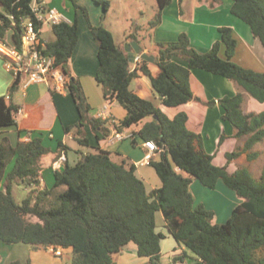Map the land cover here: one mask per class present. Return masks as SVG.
<instances>
[{
	"label": "trees",
	"instance_id": "obj_1",
	"mask_svg": "<svg viewBox=\"0 0 264 264\" xmlns=\"http://www.w3.org/2000/svg\"><path fill=\"white\" fill-rule=\"evenodd\" d=\"M33 1L0 0V36L5 37L12 31L11 40L18 48L22 47L23 21L42 25L32 11ZM65 1H71L76 10L82 8L77 0ZM231 1L232 14L250 26L264 47V0ZM95 2L103 5L105 13L111 6L108 0ZM171 3L172 0H157V12L150 22L152 31L162 24L164 10ZM82 9L99 48L96 82L102 87L107 103L117 102L126 110L115 128L123 132L142 125L133 133V145L138 139L152 140L160 148V158H152L149 165L162 186L149 192L137 176L134 163L129 159L115 162L112 154L100 147L111 135L112 127L92 117L93 109L82 85L70 71V61L79 41L78 23L52 25L54 39L48 42L46 53L69 77L67 92L80 117L65 132H74V139L81 146L91 147L85 132L86 126H90L97 141L93 147L96 151L81 153L75 165L66 162L56 169L54 186L42 189L44 158L54 154L58 160L69 147L60 142L58 150L52 152L41 136L34 137V131L19 130L20 136L28 134L30 139L19 140L16 146L5 137L0 144V241L8 245L26 244L35 249L71 250V264H117L116 256L133 244L138 255L148 259L147 264H161L162 242L167 236L158 230L156 215L162 212L166 228L178 245L196 256L194 264H264V166L259 179L246 170L229 171L230 164L238 158L247 155L250 158L247 161L251 162L259 155L253 148L264 141V111L246 114L243 105L244 93L264 103V73L233 62L238 47L234 30L221 27V40L207 53L194 49L189 35L182 33L175 42L156 43L157 54H149L155 57L154 63L141 59L133 67L125 45L139 42L138 36L131 33L119 45L110 30L103 25L94 26L87 9ZM221 44L226 47V58L220 56ZM197 69L222 76L242 89L235 96L204 103L208 107L219 103L225 111L223 120L236 130L235 137L244 138L242 145L226 154L227 162L222 166L216 165L215 156L206 151L201 131L188 127L186 112L170 118L151 100L131 89L134 80L146 77L168 108L202 102L195 97L191 84L192 72ZM21 84V80H15L9 99L0 97V128L18 125L21 108L11 98ZM226 139L223 133L219 146ZM14 159L15 165L7 173ZM194 180L211 190L223 181L243 202L226 223L218 224L214 211L203 204L195 205L191 192ZM20 187L29 193L18 202L16 190ZM24 264L32 263L29 259Z\"/></svg>",
	"mask_w": 264,
	"mask_h": 264
},
{
	"label": "crops",
	"instance_id": "obj_2",
	"mask_svg": "<svg viewBox=\"0 0 264 264\" xmlns=\"http://www.w3.org/2000/svg\"><path fill=\"white\" fill-rule=\"evenodd\" d=\"M62 1L63 0H47L46 4L48 7L57 9L62 13L69 20V23L75 21L78 23L79 41L70 61V71L72 76L77 78L82 85L83 91L93 109L91 113L92 117H97V114L107 104L103 96L102 87L96 82V73L99 66L98 63L95 62L94 54H96L95 51L97 49L99 50V48L96 47V41L90 30L89 24L87 26L82 22L78 13L79 11L75 14V17H73L71 13H65L66 1ZM232 4L231 0H172L170 6L164 10L162 24L152 31V37H149L148 42L141 47L144 52L155 56L157 54L156 43L175 42L182 33H186L189 35L191 46L194 49L202 53H207L212 49L215 43L221 40L219 29L221 27H230L234 30L238 40V47L232 59L233 62L247 69L264 73V47L260 40L254 37L250 26L232 14ZM0 11H2L1 6ZM98 16L99 23L95 21L92 22L94 26L102 25V18H100V15ZM1 25L2 22L0 20V27ZM11 35L12 31H9L5 37L10 39ZM53 39L54 36L52 33L48 41ZM152 49L155 50L154 53ZM137 56L138 55L135 54V58ZM220 56L226 58V47L224 44H221ZM136 64L137 63L133 62V67H135ZM152 68L153 71H156V67L153 66ZM134 82H136L138 86L134 91L143 98L148 99L151 94H156L148 78L144 77L141 80H134L132 84ZM13 83L14 78L7 72L4 60L0 56V97H7L9 99V92ZM191 84L195 97L200 98L202 102L192 101L177 108L167 107L169 111L163 110V112L170 118H174L179 112H186L189 115L188 127L194 131H201L206 151L215 156V164L220 166L225 165L227 161L221 164H218L216 161L221 156L226 159V154L235 151L239 145H242L244 143V138L237 139L235 137L236 130L229 122L223 120L222 117L225 111L219 103L214 107H208L204 103L209 101L218 102L226 96H235L242 91V89L234 82L222 76L199 69L193 70ZM244 94L247 96V93ZM11 101L21 108L17 116L18 125L0 128V144L5 137L9 138L13 146H16L19 140H29L30 137L28 134L22 136L18 134L19 130H25L34 131V137L41 136L44 145L50 148L52 152H56L59 143L63 142L64 145L69 147L68 152L63 154L66 156L67 162L71 165H75L79 161L81 153L88 154L96 151L93 147L97 146V141L90 126H86L85 128V132L91 143V147H87V152L76 149L69 143L70 139L75 143H77V141L74 139V132L66 134L65 128L77 124L80 117L76 105L73 99H69L68 93H55L47 84L31 83L27 85L25 82H22L19 90L11 98ZM251 105L248 102L247 111L244 110L243 105L244 112L246 114H257ZM170 110H174L175 113L170 114ZM110 115L117 121H120L125 117L126 110L115 102L110 104ZM141 127L142 125H139L126 129L123 131L125 138L122 141H110V138H108L100 143V147L103 150L109 151L115 162H121L122 159H129L131 163H134L137 167V176L144 181L148 191L151 192L154 189L160 188L162 182L160 178L158 177L159 179H157L151 171H148V175H146V171H142L143 168L150 166L149 163L145 161L147 149L143 145L144 142L142 140H137V144L133 145L132 143V147L126 141L130 137L133 139V133L139 131ZM223 133L227 136V139L222 146H219L220 138ZM263 142L257 144L253 148V151L259 153V155L253 161L247 163L249 168L261 155V152L256 150ZM152 158L158 160L160 154L157 153ZM56 161V156L54 154H49L44 158V170L41 173L42 189H51L54 186ZM233 163L229 166V171L232 173L235 172L232 170ZM13 164V161L9 164L6 170L7 173L12 170ZM150 184L152 188H149ZM204 188L206 187H204L200 181L194 180L191 185V192L193 194L201 193V195H204V190H206ZM214 190L216 192L219 190L218 192L223 195L222 203H220L218 208L204 206L215 211L217 223L224 224L231 218L234 209L240 205L243 200L235 191L229 189L223 181H220ZM196 200L195 205L197 206L198 198ZM156 220L158 230L163 231L167 236L162 242V256L164 254L168 255L169 260H171L169 264H186L187 257L190 255L189 251L184 246L178 245L176 240L169 233L162 212L157 213ZM166 247H170L171 250H167ZM49 249L53 250L52 248ZM49 249L41 247L35 249L29 245L27 247H19L18 245L8 246L0 241V264H12L14 261H20L24 264L29 259L32 264H42L37 255L42 250ZM66 251L71 252V250ZM23 253H25L24 256L22 255ZM54 256L59 257L55 254ZM180 257L184 260H175ZM116 262L117 264H147L148 259L140 257L136 246L131 244L116 256Z\"/></svg>",
	"mask_w": 264,
	"mask_h": 264
},
{
	"label": "rangeland",
	"instance_id": "obj_3",
	"mask_svg": "<svg viewBox=\"0 0 264 264\" xmlns=\"http://www.w3.org/2000/svg\"><path fill=\"white\" fill-rule=\"evenodd\" d=\"M108 1H110L111 6L108 9V11L105 13L103 5L97 4L95 0H77L78 4L82 8L87 9L91 23L94 21L98 22L99 20L98 15H100V18H102L101 19L102 25L105 26V28H107L113 33L117 44L119 45L122 44L125 41V38L127 35L134 33L138 36L139 42L141 43V45L144 46L148 42L149 37L152 34V30L150 29V22L155 18V15L157 12V0H108ZM82 8H80L79 10H76V8L74 7L71 1H66V7L64 11L65 13H71L73 17H75V14L79 11L78 13L81 17L82 22L88 26V21L84 15V11ZM51 35H52L51 25L50 24L44 25L43 33H42L43 39L48 40L51 37ZM96 47H98L97 42H96ZM152 50L154 53L155 50L154 49ZM95 53L96 54H94V59H95V62L98 63V66H99L98 49L95 51ZM137 87H138L137 83L134 82L132 84V89L135 90L137 89ZM68 95H69V99L72 100L69 93ZM148 99L151 100L157 107L161 108L162 110L169 111L167 107L162 105L161 100L157 94H151L150 97H148ZM247 101L250 103V105L252 103L251 107L253 108V110L257 112V114L264 111V104L257 102L249 94H247V96L245 95V100H244V110L245 111L248 110ZM174 113H175L174 110H170V114H174ZM138 140H141V139H138ZM126 141L128 144H130L133 147L132 145L133 139L131 137L128 138ZM69 143L76 149H81L84 152L88 151L87 147H83L78 142L75 143L71 139L69 140ZM256 151H260L261 155L256 159L255 163L250 165L251 169L247 165L248 163L247 160H250V158L247 155H244L238 158L233 163L232 170L234 171L246 170L247 172H249V174L252 175L253 178L259 179L261 177L262 168L264 165V142L260 146L257 147ZM119 153H122V152H119ZM13 162H14L13 164V167H14L16 160L14 159ZM216 162L218 164H221V163L226 162V159L225 157L221 156ZM142 171L143 172L146 171V175H148V171L149 172L151 171V173H154L155 177L159 179L155 170L151 166H147L143 168ZM149 188H152L151 184L149 185ZM204 189H206L204 190L205 191L204 195L203 194L201 195V193L193 194L195 197V202L197 201L196 199L198 198V203H197L198 205L203 204L209 208H218L220 206V203H222L223 201L222 200L223 195L218 192L219 190L216 192L214 189L213 190L208 189V188H204ZM28 193L29 191L24 189L23 187L18 188L16 190L17 201L21 202L23 199H25L28 196ZM209 210H212V209H209ZM33 221H37V218H33ZM159 221H160V218H159ZM215 221H216V217H215ZM218 224H222V223H218ZM14 245H18L19 247L28 246L26 244H14ZM166 248L167 250H171L170 247H166ZM24 254L25 253H23L22 255L24 256ZM189 254L190 255L187 257L186 264H194L196 256L190 251H189ZM56 256H59V257H55L53 254V250H50V249L42 250L37 255V257H39L42 264H71L72 262L71 261L72 252L62 250L61 255H56ZM170 262L171 260H169L168 255L164 254L161 259V264H169Z\"/></svg>",
	"mask_w": 264,
	"mask_h": 264
},
{
	"label": "built area",
	"instance_id": "obj_4",
	"mask_svg": "<svg viewBox=\"0 0 264 264\" xmlns=\"http://www.w3.org/2000/svg\"><path fill=\"white\" fill-rule=\"evenodd\" d=\"M47 0H34L32 11L36 20L42 23L41 27L33 21H23L22 47L18 48L13 44L11 38L0 36V56L4 60L7 72L15 80H21L25 84L40 83L47 84L55 93H67L69 77L65 74L62 67L55 63V59L46 53L48 40L43 39V27L46 24L57 25L62 22L69 23V20L57 9L50 8L46 4ZM11 20L13 18L11 17ZM138 55L134 62L141 60ZM98 119L106 121L112 127L110 141H122L125 138L123 132L118 131L115 125L119 124L110 115V104L107 103L97 114ZM147 149L145 161L150 163L152 157L160 152V148L154 141L144 142ZM67 162L64 154L56 161V169L61 168ZM62 249L54 250L55 255H61Z\"/></svg>",
	"mask_w": 264,
	"mask_h": 264
},
{
	"label": "water",
	"instance_id": "obj_5",
	"mask_svg": "<svg viewBox=\"0 0 264 264\" xmlns=\"http://www.w3.org/2000/svg\"><path fill=\"white\" fill-rule=\"evenodd\" d=\"M125 49L127 53H129L132 62H134L135 54L140 55L143 60H146L151 63L155 62V57L150 56L148 53L144 52L139 42L136 41L128 42L125 45Z\"/></svg>",
	"mask_w": 264,
	"mask_h": 264
}]
</instances>
